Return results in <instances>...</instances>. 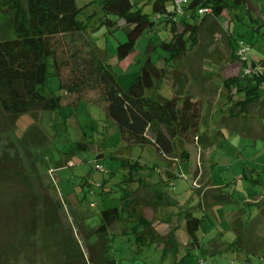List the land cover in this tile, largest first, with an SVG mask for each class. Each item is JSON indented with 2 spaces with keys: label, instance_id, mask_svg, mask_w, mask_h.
Listing matches in <instances>:
<instances>
[{
  "label": "rangeland",
  "instance_id": "1",
  "mask_svg": "<svg viewBox=\"0 0 264 264\" xmlns=\"http://www.w3.org/2000/svg\"><path fill=\"white\" fill-rule=\"evenodd\" d=\"M102 1L76 0L81 9L78 20L99 26L91 37L107 51L113 70L119 75L136 73L147 56L157 67H165L163 59L168 54L160 44L170 41L171 24L166 16L153 15L154 0H131L156 25L143 34L125 60L118 59L116 49L126 41V34L123 28L108 33L100 24ZM226 1L230 11L219 20L207 17L199 43L186 53L179 72H170L157 90L166 98L185 92L203 100V137L214 134L222 80L243 73L233 57L237 42L251 47L249 62H264V0H247L246 7ZM187 7L176 16L178 20L190 16ZM167 8L176 13L171 1ZM14 38L0 12V41ZM41 92L65 96L54 77L47 78ZM80 142L87 145L86 151L75 150ZM246 143V136L227 133L225 141L208 153L204 163L211 188L201 184L200 139L188 148L187 163L162 158L153 147L135 146L124 164L118 128L100 106L82 102L76 109L66 106L40 115L36 122L29 115L17 121L0 108V163L6 168L0 174V263L101 264L104 239L90 234L100 224V212L121 206L139 192L162 206L155 219L149 207L145 214L161 236H174V245L166 254L164 246L138 251L135 237L120 235L114 225L108 256L117 264H264V146L252 149ZM207 193L205 200L199 198ZM211 197L218 201L213 203ZM189 212L204 219L194 250L187 247L184 230Z\"/></svg>",
  "mask_w": 264,
  "mask_h": 264
},
{
  "label": "trees",
  "instance_id": "2",
  "mask_svg": "<svg viewBox=\"0 0 264 264\" xmlns=\"http://www.w3.org/2000/svg\"><path fill=\"white\" fill-rule=\"evenodd\" d=\"M168 1L152 3L153 15L166 16L171 24L170 41L160 44L168 54L163 59L165 67H157L147 56L138 72L119 75L109 65L107 51L98 47L91 37L99 26L78 20L81 9L76 0H0V12L15 35L12 40L0 41L1 110L17 121L29 115L36 122L40 115L55 113L66 106L76 109L87 102L102 107L106 118L117 126L123 144L120 159L124 164L135 146L153 147L162 158L176 157L180 163H187L188 148L197 145L200 138L204 102L185 92L166 98L157 90L170 72H179L186 53L199 43L207 17L219 20L231 6L226 0H193L187 7L190 16L178 20L175 13L168 11ZM230 2L237 7L247 4V0ZM204 8L211 9V13L200 15ZM102 10L104 17L100 24L108 33L123 28L126 34V41L117 45L119 60L127 59L143 34L156 25L131 0H103ZM190 19L195 23L191 24ZM233 57L240 62L243 72L249 65L252 68L261 65L263 70L259 74L242 73L222 80L216 123L224 118L246 122L253 117L254 106L258 107V118L264 119V97L260 93L264 87V62H241L236 47ZM49 77L59 80L64 98L41 92ZM241 94L243 98L238 99ZM86 146L77 143L75 150L86 151ZM3 168L6 169L0 163V174ZM99 218L100 224L90 234L104 239L101 264H117L108 256L110 229L114 225H118L120 235L135 237L138 251L142 247L164 246L166 254L173 248L174 236H161L157 232L154 222L145 216L143 202L136 197L119 207L102 210ZM184 220L189 238L187 247L194 250L200 242L197 234L203 220L190 212ZM35 224L36 219L31 223V233L35 232Z\"/></svg>",
  "mask_w": 264,
  "mask_h": 264
},
{
  "label": "crops",
  "instance_id": "3",
  "mask_svg": "<svg viewBox=\"0 0 264 264\" xmlns=\"http://www.w3.org/2000/svg\"><path fill=\"white\" fill-rule=\"evenodd\" d=\"M262 89H264V87L261 88L260 93L264 97V93L262 92ZM196 99H198V98H196ZM251 112H252L253 117L246 122H240V121L235 120V119L224 118L221 121H218L215 124V126H213L214 128L212 127L214 134L210 135L209 137H203L200 135V138H199L200 143L203 146V150L200 153V154H202V163H200L202 166L201 173H200V175H202L201 178H203L202 179L203 181L201 183L202 185L209 184L211 186L210 179L207 177V174H206L207 172L205 170L206 166H205L204 162H205V160L208 159V157H207L208 153H211L215 147H217L222 141H225L227 133L233 132V133H239L244 137L246 136V142H247L246 144L249 147H251L252 149H257V146L260 144L264 146V119L258 118V116H260V113L258 111L257 106H254L252 108ZM215 115H216V113H215ZM204 118L205 117H204V110H203V116H202L201 124H202ZM212 142H214V144ZM226 164H230V163H226ZM211 188H212V186H211ZM211 190H213V189H211ZM208 196H209V193H207L206 195L202 194L201 196H199V198H201L202 200H205ZM136 198H138L139 201L143 202L144 213H146V210H145L146 207H149V209L151 210V217H153L155 219L158 215L157 210H159L162 206L154 203L151 200L149 194H142V193L138 192L136 195ZM211 198H212L213 203L218 201L217 197H211ZM204 204L207 205L205 202H204ZM145 216H146V214H145ZM148 219L151 220L150 218H148ZM199 219H202V218H199ZM202 220L204 221V219H202ZM154 227H155V223H154ZM185 227H186V225L184 222V230H185ZM185 232H186V230H185ZM188 241H189V238H188Z\"/></svg>",
  "mask_w": 264,
  "mask_h": 264
},
{
  "label": "built area",
  "instance_id": "4",
  "mask_svg": "<svg viewBox=\"0 0 264 264\" xmlns=\"http://www.w3.org/2000/svg\"><path fill=\"white\" fill-rule=\"evenodd\" d=\"M171 3L174 5L175 10H176V16L178 15H183L184 10L186 9L188 5V0H170ZM211 13V9L209 8H204L199 11L200 15H205ZM251 52V47L246 44L244 41L239 40L236 45V54L237 57L240 59L241 62H249L248 55ZM262 67L261 65H257L256 67L252 68L250 65L249 67L243 72L245 75H252V74H259L262 72ZM98 170H102L101 167L97 168Z\"/></svg>",
  "mask_w": 264,
  "mask_h": 264
}]
</instances>
